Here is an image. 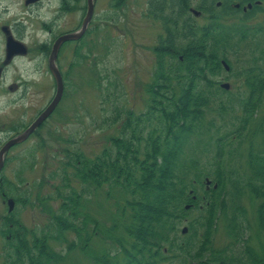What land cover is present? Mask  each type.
I'll return each instance as SVG.
<instances>
[{"label": "trees", "instance_id": "obj_1", "mask_svg": "<svg viewBox=\"0 0 264 264\" xmlns=\"http://www.w3.org/2000/svg\"><path fill=\"white\" fill-rule=\"evenodd\" d=\"M118 5L119 3L115 1L114 7ZM156 8V12H161L163 4L157 2ZM160 16H163V13H157L158 19ZM197 40L200 39L196 37L189 39L190 43L187 44H191V50L185 46L184 59L181 62H176L181 64V68L184 70L183 74L178 75L180 79L176 83L170 82L168 78L174 71V67L164 56L165 53L171 54L172 51L158 47L154 82L150 85L146 107L148 117H141L140 119L141 115L133 116L134 113L129 112L123 128L125 130L130 128L131 134L128 136H111L112 146L103 150L93 160L76 150V156L73 164H71L73 181L80 184V187L86 186L91 181L90 186H93V189L88 188V190L83 191L84 188L78 189L70 184V189L59 192L63 201L60 212L55 211L53 218L57 219L61 232L65 228H72L80 234V230L85 227V222L89 218L88 213H83V193L88 195L95 193L97 189L99 191L102 184L108 186L104 199L113 198L110 204L117 205L119 208L121 200L126 202L125 207H128V211L122 206V216L128 220L125 230L133 237V240L130 248H124L127 261L123 264H143L145 252L149 253L150 256H159V249L156 248L153 253L151 250L152 246L155 245L154 240L158 244L160 241L169 239L170 233L176 228L175 219L185 211L182 204L188 200V188L191 187L196 191L197 187L194 183L201 184L202 178L199 177L198 170L191 171V168L198 166L197 157L192 154L196 152L197 144L191 137L193 134H199L197 121L203 107L209 103V100L202 95L197 77L199 68L207 64L204 52L207 54V58L214 55L210 59L211 62L216 57L217 51L211 48L207 49L205 44L202 46V42H197ZM214 63H216V59ZM119 95H121L120 92ZM254 105L256 106V104ZM255 106L242 104V111H255ZM127 111L133 110L128 109ZM151 112H155L156 121L153 124H150L149 113ZM144 131L146 132V144L143 151H140L139 135L140 132ZM185 147L189 149L185 150ZM236 150L239 152V148ZM263 151L264 148L255 151L252 145L249 147L248 164L252 168V173L245 179L233 178V176L231 179L230 173L222 172L221 168L225 166L224 154L218 153L216 155L214 181L218 183V187L212 189V195L209 197L210 205L206 208L205 214H201L198 219L190 223L192 229H196V224L205 227V239L197 248L193 242L189 243L188 248L185 247L189 257H193L196 253L200 255L208 241L210 242V232L214 225L216 209L227 208L230 215L226 220L229 225L232 224V257H226L218 250L216 253L213 252L209 257L211 260L204 262V264H224L229 260H232V264H264V245L259 247H255L254 244L251 245V235H248L246 239L245 232L249 226L246 228V207L243 201V195L246 192L245 186H247L249 192L259 198L254 203L255 222L264 230ZM61 169L65 171L63 167ZM65 181L66 179L62 176L61 184L63 185ZM227 182H232V205L227 204L228 200L224 195L216 196L218 189L219 192L225 190ZM59 190L60 187L57 193ZM50 194L45 196L47 198L52 197L53 195ZM12 195L18 203L25 205L32 202L33 204V201L28 200L27 197L22 198L15 193ZM218 197H221L220 200ZM37 199L39 202H43L42 200L45 198L38 197ZM190 201L192 200L190 199ZM206 212L208 217L204 221ZM63 213H69L76 218L80 216V222L68 226V219L63 216ZM2 222L3 235L9 234L15 244L16 260H22L23 256H27L31 263L37 264L38 259L31 253V248L34 246H29L27 230L21 220L17 219L14 214H10L3 215ZM10 223L12 226H9ZM115 228L116 225L107 229L106 235L113 237L112 231ZM113 239L120 243L122 241L118 237H113ZM36 240L38 241V258L42 254L48 255L45 243L37 237ZM104 257L105 253L97 258L103 259ZM104 262L110 264L109 259L104 260ZM7 264H14V261ZM184 264L192 263L185 262Z\"/></svg>", "mask_w": 264, "mask_h": 264}, {"label": "rangeland", "instance_id": "obj_2", "mask_svg": "<svg viewBox=\"0 0 264 264\" xmlns=\"http://www.w3.org/2000/svg\"><path fill=\"white\" fill-rule=\"evenodd\" d=\"M58 1L59 0H45L44 5L48 2L46 8L49 6L50 9L37 15L35 10L32 12L29 9H24L26 7L23 5V0H0V11L3 7L8 9V12L3 13L0 17V22L7 21L12 24L19 16L27 17L28 19H24L26 24L25 39L27 40L28 45H31V43H34L35 41L38 42L47 37L46 33L41 29V23L39 20L42 18L46 19L53 15L55 16ZM138 1L141 3L145 2L144 0ZM126 10V16L121 17L120 13L122 10L112 7L111 0L95 1V23L100 26L98 28H93L92 30V34L95 38L94 43L92 44V65L90 69L92 74L96 76L100 75V77L92 78V81L96 82V84H93L90 88L85 84L89 82V80H87V78L89 79V76L85 77V75L81 73L84 68L79 69L77 75H81V77L75 78L74 88L69 86L67 95L64 97L65 100L63 99L64 105L62 104L60 108V114L63 115L65 119H69V122L65 123L61 118L60 128L67 127L66 130H68L73 127V132L77 139L75 147L80 146L83 153L87 156L100 151L102 141L101 135L103 131L98 128L104 123L107 114L108 116L115 114V111H109V104L106 103L108 97L103 95L106 92L104 85L108 87V84L110 83L109 80H112L111 84H115V82L118 81L125 86L126 93L125 96H123V102L127 107H131L135 109V111H141L145 108L143 82L149 80L147 66L150 60V50L144 44L151 43L152 40L150 41V37H153V32L156 33L160 31V27H158V25H153L154 30H152V27L149 26L148 20L139 17L138 11L140 10V5L136 1L128 0ZM74 14L75 15L67 16L62 20L64 26H73L82 16L79 11H76ZM253 44H257V41H254ZM30 57L31 56L23 58V61L17 59L14 62L16 64L9 69L8 75H26L29 76L30 81H34L35 78L32 77L38 76L35 67L32 66V63L24 62ZM64 69L67 68L64 67ZM41 73L47 75L45 84L48 89L44 90L41 94H38V90L32 89L33 96L31 98L32 101L29 102V106L33 105L36 107L34 111H36L38 109L37 107L41 105L40 99L42 102L47 101L53 92L51 80L49 79L47 72L42 71ZM37 103L39 104L37 105ZM262 109L264 110V104ZM2 111H9L8 107L2 106ZM34 111H29L28 115H33ZM2 123L5 125V123L7 124V121L2 119L0 124ZM108 132L111 135L116 134V128L110 127L108 128ZM2 135L3 134H0V136ZM65 135H67L66 132ZM75 135H73L72 138L76 142ZM62 157L64 160V153H61V157L55 162L44 165L45 168L50 167L49 170H44V168L42 170L41 165H38L37 168L29 171L27 175L28 179L36 180L38 176L41 178L44 171L46 172V175H48L51 169L58 167V163L62 160ZM13 168L14 163L9 164L5 173L11 179L14 177V174L12 173ZM51 181L52 180L46 182L45 180V183L48 184ZM33 190L34 193L42 195L47 194L50 191V189L46 187L41 192L35 187ZM5 206L6 203H3L0 200V211L4 210ZM34 206L35 207L21 206L17 211V215L27 227L33 228L37 233H40L41 230L54 232L55 228L53 227L54 225L52 224L50 214H48L40 204H35ZM109 212V216H114L111 207H109ZM188 214L189 218H187V220L197 216L198 212L193 210ZM97 217L101 218L98 213ZM106 223L108 225L111 224L110 217H108ZM183 225H185V223H181L179 229ZM119 232L121 233V230H119L118 233ZM122 233L127 239L125 243H128V235L125 234L123 230ZM214 240L215 244L219 247H223L227 244L224 236H221V229H218ZM107 244L110 246V240L107 241ZM93 246L97 247L99 245L95 243ZM2 247L3 240L0 238V262L2 261ZM71 255L72 251L64 262H58L57 264H91L87 258L85 259L82 256L75 254L71 257L73 260L65 263ZM123 255L122 251L118 252V257L122 258ZM167 264H178V261L175 260L174 262Z\"/></svg>", "mask_w": 264, "mask_h": 264}, {"label": "flooded vegetation", "instance_id": "obj_3", "mask_svg": "<svg viewBox=\"0 0 264 264\" xmlns=\"http://www.w3.org/2000/svg\"><path fill=\"white\" fill-rule=\"evenodd\" d=\"M240 1L242 0H173L172 3L174 4L173 10L176 12V15L177 17H179V19H182V16L187 17L190 16V14H194L198 18H203V21L200 22V24H202L205 21H210V19L213 17L219 18L228 13H230V15L234 17H236L238 13L240 18L243 17V15L247 13V11L243 8V6L236 7V3H240ZM63 2L67 7H69V12H71V7L73 4V7H75L77 0H64ZM232 7L235 8L238 12L232 14ZM196 17L195 19H197ZM50 21L54 22L53 26L51 24H46L47 22L45 21L41 22L43 26L42 30L44 29L45 31L46 29V34H48L49 38L43 40L41 44L37 43L36 41L34 43H31V45H28V43H26L28 46V52L24 55H15L10 61L5 60L6 36L4 34V27L1 28L2 25L0 26V100H3L4 98L5 100H7V103H10L13 106L12 108H9V111L11 112L9 114L8 123L6 124V126L3 123L0 124V134H3L2 136H0V146L6 139L23 130L30 122V116H28V88L38 90V94L39 91H43V87L41 85L42 83L39 80L41 77L35 78L37 81L39 80L38 82H36L38 84V88L37 85L32 87V81L29 80V76L8 75L9 69L12 68L13 63L17 59L21 60V58L28 57L29 55L32 56L29 60L32 61L37 67L43 66L45 62L47 63L48 48L51 46L56 36L68 30L64 28L52 38L54 34L52 31L56 30L59 26H57L56 28V23L58 22L57 19H51ZM12 24L16 28L21 27L20 21L14 20ZM15 35L17 38L23 39L25 41L24 33L22 36H19V34L15 32ZM65 43L66 42L61 45L60 50L63 45H65ZM57 61L58 64L59 62L61 63V60ZM68 62L70 63L69 66L74 63V61L70 60ZM11 93L13 94V96L10 97ZM1 120L2 114H0V121ZM25 142H27V140L21 143L14 144L12 148L15 146L18 147L20 145H23ZM7 157H9L8 153L6 154L5 158Z\"/></svg>", "mask_w": 264, "mask_h": 264}, {"label": "water", "instance_id": "obj_4", "mask_svg": "<svg viewBox=\"0 0 264 264\" xmlns=\"http://www.w3.org/2000/svg\"><path fill=\"white\" fill-rule=\"evenodd\" d=\"M92 10H93L92 0H89L88 10H87L86 16L84 18V25L90 19L91 14H92ZM78 35H79V33H69V34H66V35L61 36L56 41V43H55V45L53 47L51 58H54L55 57L56 51H57L58 46H59V42L61 40L66 39V38L77 37ZM19 48L23 50L22 46L20 44H18V42L14 41L12 39H8V51L9 52H12L14 50H18ZM51 69H52V71L54 72V74H55V76L57 78V86H58V88H57L56 95H55L53 101L51 102V104L47 107L46 111H44L40 115V117L33 123V125L31 127H29L23 134L19 135L16 138V140H19V139L23 138L29 131H31L34 128V126L36 124H38L42 120V118L56 105L57 101L59 100V98L61 96V93H62V82H61L60 76H59L57 70L54 68V66H51Z\"/></svg>", "mask_w": 264, "mask_h": 264}]
</instances>
